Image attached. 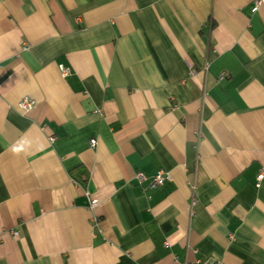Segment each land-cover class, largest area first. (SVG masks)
Here are the masks:
<instances>
[{"label": "crops", "instance_id": "1", "mask_svg": "<svg viewBox=\"0 0 264 264\" xmlns=\"http://www.w3.org/2000/svg\"><path fill=\"white\" fill-rule=\"evenodd\" d=\"M262 173L264 0H0V264H264Z\"/></svg>", "mask_w": 264, "mask_h": 264}, {"label": "built area", "instance_id": "2", "mask_svg": "<svg viewBox=\"0 0 264 264\" xmlns=\"http://www.w3.org/2000/svg\"><path fill=\"white\" fill-rule=\"evenodd\" d=\"M260 6V2L256 3V6L254 8V11L258 10ZM64 76H68L69 75V71L67 69L62 68ZM37 104V102L35 100L29 99V98H25L21 101L20 103V108L24 111H29L31 108H33L35 105ZM97 140L96 139H91L90 140V146L92 149H96L97 148ZM264 178V173H262L258 180L259 182H261ZM137 179L140 182H144L148 180L147 174L146 172H140L137 174ZM172 178L170 176L169 173L165 172L164 170H161L157 173V175L155 177H153L152 181H151V186L152 187H158L161 186L165 183L171 182ZM95 201H92L91 204H95ZM190 264H224L222 261L220 260H211V259H198L197 261H195L194 263H190Z\"/></svg>", "mask_w": 264, "mask_h": 264}, {"label": "clouds", "instance_id": "3", "mask_svg": "<svg viewBox=\"0 0 264 264\" xmlns=\"http://www.w3.org/2000/svg\"><path fill=\"white\" fill-rule=\"evenodd\" d=\"M13 151H17V149L14 148Z\"/></svg>", "mask_w": 264, "mask_h": 264}]
</instances>
